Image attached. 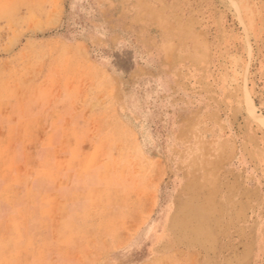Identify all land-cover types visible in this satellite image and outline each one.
<instances>
[{
	"label": "rangeland",
	"instance_id": "374dc122",
	"mask_svg": "<svg viewBox=\"0 0 264 264\" xmlns=\"http://www.w3.org/2000/svg\"><path fill=\"white\" fill-rule=\"evenodd\" d=\"M0 264H264V0H0Z\"/></svg>",
	"mask_w": 264,
	"mask_h": 264
}]
</instances>
